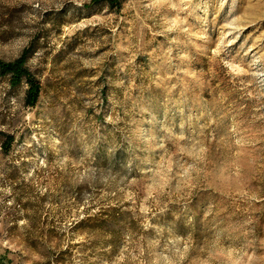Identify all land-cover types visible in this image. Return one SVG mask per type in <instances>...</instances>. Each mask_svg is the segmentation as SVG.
Masks as SVG:
<instances>
[{"label":"rangeland","instance_id":"1","mask_svg":"<svg viewBox=\"0 0 264 264\" xmlns=\"http://www.w3.org/2000/svg\"><path fill=\"white\" fill-rule=\"evenodd\" d=\"M0 0V264H264V0Z\"/></svg>","mask_w":264,"mask_h":264},{"label":"trees","instance_id":"2","mask_svg":"<svg viewBox=\"0 0 264 264\" xmlns=\"http://www.w3.org/2000/svg\"><path fill=\"white\" fill-rule=\"evenodd\" d=\"M91 5L106 4L109 7L120 9L122 0H92ZM32 51V45L24 48L22 53L11 61L0 59V74L8 79L11 86L16 87L25 82L27 85L25 93V104L35 106L42 85L39 79L27 67V60ZM15 137L12 133L0 130V148L2 153L8 154Z\"/></svg>","mask_w":264,"mask_h":264}]
</instances>
